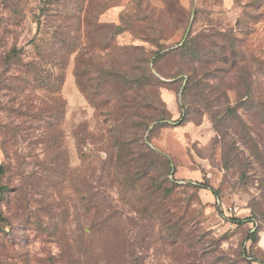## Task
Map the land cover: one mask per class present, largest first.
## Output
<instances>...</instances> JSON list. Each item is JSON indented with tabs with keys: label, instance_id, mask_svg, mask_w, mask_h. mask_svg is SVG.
Masks as SVG:
<instances>
[{
	"label": "rangeland",
	"instance_id": "1",
	"mask_svg": "<svg viewBox=\"0 0 264 264\" xmlns=\"http://www.w3.org/2000/svg\"><path fill=\"white\" fill-rule=\"evenodd\" d=\"M0 167V264H264V0H0Z\"/></svg>",
	"mask_w": 264,
	"mask_h": 264
},
{
	"label": "trees",
	"instance_id": "2",
	"mask_svg": "<svg viewBox=\"0 0 264 264\" xmlns=\"http://www.w3.org/2000/svg\"><path fill=\"white\" fill-rule=\"evenodd\" d=\"M76 48H77V46H72V49H71V51H70V56H72L73 54H75L77 51H76ZM13 52L15 53L16 52V49H13ZM78 77H79V75H78ZM0 173H1V167H0ZM222 210H223V208H221ZM223 212H224V210H223ZM229 218V217H228ZM232 218V217H231ZM233 220V223H235V224H238V225H240V224H243L244 222H254V219H253V217L251 218V217H249L248 219H246L245 221L244 220H241V219H235V218H233L232 219ZM259 229V228H258ZM258 229H257V227L255 226V224L253 225V227L250 229V239H253V238H255L256 237V235L258 234Z\"/></svg>",
	"mask_w": 264,
	"mask_h": 264
},
{
	"label": "built area",
	"instance_id": "3",
	"mask_svg": "<svg viewBox=\"0 0 264 264\" xmlns=\"http://www.w3.org/2000/svg\"><path fill=\"white\" fill-rule=\"evenodd\" d=\"M217 204L220 208H223L224 210V214L229 218L232 217L233 215H235L237 213V208H233V207H226L224 203H222V201L220 199L217 200Z\"/></svg>",
	"mask_w": 264,
	"mask_h": 264
}]
</instances>
